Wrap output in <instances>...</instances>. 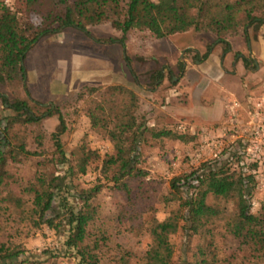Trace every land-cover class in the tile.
I'll use <instances>...</instances> for the list:
<instances>
[{"label": "trees", "instance_id": "trees-1", "mask_svg": "<svg viewBox=\"0 0 264 264\" xmlns=\"http://www.w3.org/2000/svg\"><path fill=\"white\" fill-rule=\"evenodd\" d=\"M22 3V15L0 3V85L19 88L25 97V54L39 38L60 29H73L88 37L87 26L107 23L121 37L137 30L147 32L153 39L192 30L212 35L214 43L221 44L226 52V40L240 34L246 39L247 29L257 30L264 24V0H22ZM31 16L37 17L38 22L33 23ZM117 43L121 45V40ZM211 45L205 46L200 55L194 53L193 58L205 60ZM124 60L128 67V59ZM177 65L181 69L182 63ZM151 78L161 81V71L153 73ZM13 92L9 98L10 93L0 92L1 105L11 112L0 119V218L6 215L8 220L12 217L19 223L28 222L33 228L44 224L57 235L65 233L62 245L73 251L78 264H99L108 237L103 229L95 226L98 214L93 197L103 185L94 182L76 191L71 197L77 207L66 206L61 194L67 192L68 184L62 176L47 171L46 162L51 161L40 150H28L26 144L32 128L40 126L42 119L56 116L57 125L47 139L53 162L67 163L59 141L66 131L63 116L58 108L48 107L36 114L32 111L38 105L36 102L30 101V106ZM85 97L89 98L85 100ZM75 99L85 100L89 127L111 146L113 154L101 160L102 172H108L109 182L121 187L127 197V188L121 180L138 173L136 148L146 130L145 119L135 115L136 95L114 84L85 86L76 93ZM41 137L40 133L33 137L37 146ZM231 154L230 159L208 163L181 181H172L171 187L176 190L192 189L181 205L185 211L183 214L171 212L160 222L149 219L145 227L149 242L139 258L142 264H264V204L255 213L249 211L247 198L254 182L249 174L243 173L237 155ZM68 155L73 164L68 167L70 176L84 174L89 163L97 159L96 152L82 143ZM35 157L40 158L36 160L32 178L22 186L13 170ZM207 193L213 201L231 200L232 213L226 214L214 202L207 203ZM54 202L63 212L54 211ZM127 213L129 221L138 218L132 210ZM177 231L193 243L190 247L186 243L187 257L181 254L173 260L169 237ZM226 238L232 247L218 245L219 239ZM20 254L17 247L0 242V264L25 263L26 260H18ZM130 262L126 252L113 260V264Z\"/></svg>", "mask_w": 264, "mask_h": 264}, {"label": "rangeland", "instance_id": "rangeland-1", "mask_svg": "<svg viewBox=\"0 0 264 264\" xmlns=\"http://www.w3.org/2000/svg\"><path fill=\"white\" fill-rule=\"evenodd\" d=\"M0 3L17 15H22V0H0ZM30 20L33 23L38 22L35 16H31ZM86 29L89 32L88 37L73 29H60L50 36L39 38L31 50L29 49L24 65L26 97L19 88L0 85V92L4 95L10 93L9 98L15 91L30 106V101L36 102L38 105L32 107L36 114L47 107L51 110L58 108L66 125V131L59 141L67 163L53 162L55 159L47 139L57 125L56 116L44 118L40 126L32 128V134L26 138L27 149L40 150L42 156L51 161L46 162L47 171L64 178L63 181L69 188L61 194L65 197L66 206L77 207L76 200L71 197L76 191L84 190L94 182L103 185L102 190L93 197L98 214L95 226L103 229L108 237L101 250L99 264H113V260L125 252L130 255V264H142L139 258L149 242L145 231L149 219L160 222L171 212L183 214L185 211L181 205L192 189L183 187L176 190L171 187L172 181H181L192 171L203 169L208 163L223 162L225 156L228 157L218 153L217 149L206 150L200 141L206 129L214 136L217 135L219 123L204 124L196 119L188 120L186 117L173 115L167 110V107H175L179 103L186 104L188 97V85L184 82L178 84L182 67L180 69L177 64L182 63L181 59L192 55L189 48H182H194L204 44V49L205 46L214 44V37L192 30L161 39H153L147 32L137 30L121 37V33L114 31L107 23L87 26ZM260 29H264V25L257 30L247 29L246 39L241 34L236 37L242 43L246 57L248 50L259 52L257 35ZM119 39L121 45L117 43ZM109 40L115 42L110 43ZM165 41L173 42V46ZM262 42L264 44V36ZM174 45L178 46V52ZM125 57L128 59L129 70ZM62 59L68 62L63 63ZM56 60H61L59 66H55ZM194 60L196 59L191 57V63ZM71 62L74 63L72 66ZM170 63L174 65L172 70H169ZM252 63L251 67H254ZM81 64L89 65L86 66L87 73L82 77L78 74L84 67ZM95 66L99 68L98 73L94 72ZM36 68L39 79L34 73ZM156 71H162L161 81L151 78ZM114 84L122 85L136 95L138 106L135 115L143 117L146 126L136 148L139 160L135 169L138 173L121 180L127 188V197L121 187L109 182V173L102 172V158L113 153L104 137L89 127L84 112L85 100L89 97H85V100L75 99L76 93L85 86L104 87ZM10 114L0 103V119ZM178 125L186 126L184 133L176 131ZM189 129H193L194 133L189 134ZM36 133L42 136L38 146L33 141ZM80 143L85 148L94 150L97 159L89 163L84 174L70 176L68 167L73 164L68 153ZM38 158L40 157L15 166L13 173L20 185L23 186L31 180ZM263 194L264 190L256 191L253 188L249 191L247 199L250 212H257L260 205L264 204ZM205 201L214 202L226 214L233 211L231 200L225 203L220 200L213 201L210 193H207ZM57 207V202H54V211L63 212V208ZM130 210L138 216L133 221L126 218ZM64 238L65 233L57 235L44 224L33 228L28 222L19 223L12 217L8 220L6 215L0 218V242L20 249L18 260H26L25 263L14 264H78L73 251L62 245ZM169 243L173 249L172 258L175 260L181 254L187 257L186 243L190 247L193 242H188L183 232L177 231L169 237ZM217 243L233 246L227 238L219 239Z\"/></svg>", "mask_w": 264, "mask_h": 264}, {"label": "crops", "instance_id": "crops-1", "mask_svg": "<svg viewBox=\"0 0 264 264\" xmlns=\"http://www.w3.org/2000/svg\"><path fill=\"white\" fill-rule=\"evenodd\" d=\"M263 36L264 29H260V33L257 35V49H259V52L248 50V57L244 54L242 43L237 41V36L226 40V52H223L221 44L214 43L211 45L210 52L205 60H194L193 63H191V57L194 53L202 54L204 44L194 48L193 46L183 47L182 50L189 48L192 55L185 59L180 57L183 66H181L182 76L179 78L178 84L184 82L188 85L186 86L187 101L186 104L179 103L175 107H167V110H170L169 112L173 115L177 114L186 117L188 120L196 119L204 122V124H221L226 115L227 100L232 98L242 99L247 94L264 92ZM165 42L169 46H173L171 44L173 42ZM174 47H176L175 51L178 52V46L174 45ZM28 52L25 54L23 66L29 56ZM62 60L63 63L68 62V60ZM244 60L247 62L246 65H244ZM60 61L56 60L55 66H59ZM251 62H253L254 67H251ZM70 64L72 66L74 63L71 62ZM55 66L54 74L56 73ZM81 66L84 65L81 64ZM86 66L89 65H85L78 72L79 76H85L84 73H87ZM173 66L170 63L169 70H172ZM78 68L76 69L78 70ZM37 70L38 68H36ZM36 71L34 73L38 78L39 71ZM94 72L98 73L99 68H94Z\"/></svg>", "mask_w": 264, "mask_h": 264}, {"label": "built area", "instance_id": "built-area-1", "mask_svg": "<svg viewBox=\"0 0 264 264\" xmlns=\"http://www.w3.org/2000/svg\"><path fill=\"white\" fill-rule=\"evenodd\" d=\"M185 125L176 131L184 133ZM189 131V132H188ZM193 134V129L187 130ZM201 142L206 150H218L230 159L237 155L243 173L249 174L256 191L264 190V92L247 94L242 99H230L226 104V115L217 135L206 129ZM225 158V159H226ZM264 203V194L262 195Z\"/></svg>", "mask_w": 264, "mask_h": 264}]
</instances>
